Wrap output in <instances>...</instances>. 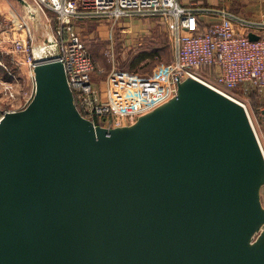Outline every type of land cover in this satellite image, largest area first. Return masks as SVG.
<instances>
[{"label": "water", "instance_id": "obj_1", "mask_svg": "<svg viewBox=\"0 0 264 264\" xmlns=\"http://www.w3.org/2000/svg\"><path fill=\"white\" fill-rule=\"evenodd\" d=\"M34 80L0 120V264H264V150L244 104L190 77L107 128L61 62Z\"/></svg>", "mask_w": 264, "mask_h": 264}, {"label": "built area", "instance_id": "obj_2", "mask_svg": "<svg viewBox=\"0 0 264 264\" xmlns=\"http://www.w3.org/2000/svg\"><path fill=\"white\" fill-rule=\"evenodd\" d=\"M34 1L56 16L55 34L44 43L53 53L45 59L36 56L29 16L18 20L0 16V52L10 56L11 64L19 70L17 74L0 61V101L4 105L0 120L4 114L22 111L31 103L35 94L34 68L42 60L59 61L65 66L82 115L107 128L134 124L175 97L178 83L190 77L227 95L246 85L264 90L262 23L237 18L224 9L202 8L195 3L182 5L179 0ZM151 18L167 23L173 62L148 75L113 68L98 83L104 86L103 92L98 91L92 80L95 61L77 23L106 20L114 28L127 20ZM251 33L259 39L250 40ZM23 66L28 69L26 74L21 72ZM205 68L212 72L210 80L201 73ZM26 79L32 81L30 91H24Z\"/></svg>", "mask_w": 264, "mask_h": 264}, {"label": "rangeland", "instance_id": "obj_3", "mask_svg": "<svg viewBox=\"0 0 264 264\" xmlns=\"http://www.w3.org/2000/svg\"><path fill=\"white\" fill-rule=\"evenodd\" d=\"M25 1L26 5H22L17 0H0V16L13 20L29 16L28 21L35 38L34 47L44 46L57 29L56 16L40 8L34 0ZM77 29L95 61L93 81H104L113 68L148 75L157 67H165L172 63L171 60V63L166 65L162 58L156 57L153 53V50L159 46L164 47L170 54L173 53L168 25L160 18L127 20L114 28L106 20L100 22L92 20L83 24L77 23ZM23 84L24 91L32 89L31 80L26 79ZM96 88L103 92L104 86L96 84ZM248 94L241 89L228 93L230 97L246 106L257 135L261 137L260 120L248 102ZM3 108L1 101L0 111ZM262 196L264 203V189Z\"/></svg>", "mask_w": 264, "mask_h": 264}, {"label": "crops", "instance_id": "obj_4", "mask_svg": "<svg viewBox=\"0 0 264 264\" xmlns=\"http://www.w3.org/2000/svg\"><path fill=\"white\" fill-rule=\"evenodd\" d=\"M179 2L182 5H189L195 3L202 8H212V9H220V10L224 9L230 12L231 14H233L234 16H236L237 18L264 24V0H179ZM207 21L208 20L206 19V22ZM27 71L28 69L26 66H23L21 68V72L23 74H26ZM16 72L17 74H19L18 69L16 70ZM94 82H96V84L99 83V81H94ZM240 89L244 90L245 93L247 94L258 93L259 95L258 103L260 105L259 107L261 108L264 116V90L259 91L250 85H246ZM260 127L262 131L259 140L264 150V117H263V123H260Z\"/></svg>", "mask_w": 264, "mask_h": 264}, {"label": "trees", "instance_id": "obj_5", "mask_svg": "<svg viewBox=\"0 0 264 264\" xmlns=\"http://www.w3.org/2000/svg\"><path fill=\"white\" fill-rule=\"evenodd\" d=\"M153 53H154V55L156 57L162 58L167 63L166 65L170 64L171 60L173 62V53L171 52V54H170L168 52V50H165L164 47H160V46L156 47L153 50ZM0 61L4 62L8 66L12 67L13 71L16 72V68L11 64V62L9 61V57L8 56L0 53ZM134 67L135 66H133V69H134ZM201 73L206 79L210 80L213 77L211 70L208 69V68L203 69ZM247 99H248V102L250 103L252 109L254 110L255 114L259 118L260 123H263V117L264 116H263V112H262L261 108L259 107L260 105L258 103V100H259L258 93H252V94L248 95ZM76 101H77V105H78L79 109L84 114V112L82 111V109L79 106V101H78L77 95H76ZM93 121H95V123H97V124L100 123L98 120H93Z\"/></svg>", "mask_w": 264, "mask_h": 264}, {"label": "bare ground", "instance_id": "obj_6", "mask_svg": "<svg viewBox=\"0 0 264 264\" xmlns=\"http://www.w3.org/2000/svg\"><path fill=\"white\" fill-rule=\"evenodd\" d=\"M36 56L39 58H47L53 53V49L45 46L39 45L35 50Z\"/></svg>", "mask_w": 264, "mask_h": 264}]
</instances>
